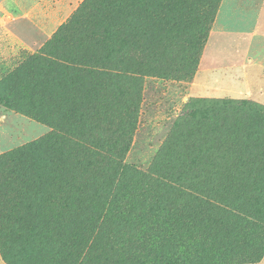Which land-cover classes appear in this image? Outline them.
<instances>
[{
    "label": "rangeland",
    "instance_id": "374dc122",
    "mask_svg": "<svg viewBox=\"0 0 264 264\" xmlns=\"http://www.w3.org/2000/svg\"><path fill=\"white\" fill-rule=\"evenodd\" d=\"M85 1L0 0V158H17L22 174L40 184L45 201L54 178L75 169L73 157L93 130L97 111L110 108L122 88L120 80H91L89 64L64 43L57 45L54 55L40 59ZM234 2L264 0H222L211 28L194 46L192 60L184 54L189 40L180 38L176 48L172 38L157 29L146 69L133 75L130 99L140 106L122 158L133 171L114 174L106 193L93 188L85 206L73 204L61 216L60 230L54 227L64 232L54 243L72 247L84 227L110 240L104 256L117 250L126 258L141 245L140 234L146 228L161 236L152 237V242L162 243L168 254L181 247L183 264L191 263V255L202 262L209 253L213 264L263 263L264 153L253 148V141L239 140L247 143L236 145L216 140L219 132L233 133L237 120L255 119L246 110L223 115L196 102L264 107V97L260 103L248 97L221 98L223 94L202 97L193 90L210 35L231 23ZM226 46L213 37L208 48V55L222 67L230 59ZM95 70L102 74L105 69ZM214 77L220 79L214 83L220 91L230 84L225 79L229 75ZM211 111L215 114L208 117ZM230 120V126L224 125ZM0 264H8L1 254Z\"/></svg>",
    "mask_w": 264,
    "mask_h": 264
},
{
    "label": "trees",
    "instance_id": "16d2710c",
    "mask_svg": "<svg viewBox=\"0 0 264 264\" xmlns=\"http://www.w3.org/2000/svg\"><path fill=\"white\" fill-rule=\"evenodd\" d=\"M221 3L222 0H86L55 40L46 45L41 60L54 55L57 45L64 43L75 56L89 64L91 70L87 74L91 80H97L98 76L113 84L120 80L122 88L110 108L97 111L93 130L73 157L75 169L54 178L53 190L46 201L40 197V184L22 174L17 158H0V254L4 261L8 264H30V260L34 264H105L107 260L109 264H183L179 260L183 254L181 247H174L168 254L162 243L152 242V237L159 240L161 236L146 228L140 234L141 245L137 244L126 258L117 250L112 256H104V250L111 246L110 240L99 233L95 236V231L88 233L84 227L72 247L60 246L53 240L64 233L59 231L62 227L59 221L71 211L73 204L75 208L79 204L85 206L93 188L106 193L114 174L133 171L123 165L122 159L130 145L140 106L130 99L133 75L146 69L157 29L171 37L176 48L181 46L180 38L189 40L190 49L184 50V54L192 60L194 46L211 28ZM96 68L105 70L101 74ZM196 103L222 111L223 115H230L228 112L233 110L251 113L255 121H248L250 125L237 120L233 133L219 132L216 140L217 143L232 141L236 145L247 143L239 140L253 141V148L264 153V107L246 103L237 107L220 101ZM214 114L211 111L208 117ZM230 122L224 121V125L230 126ZM80 217L83 219V215ZM80 224L81 221L77 223ZM42 225L48 228L44 232L40 229ZM190 260V264H213L210 253L203 263L193 255Z\"/></svg>",
    "mask_w": 264,
    "mask_h": 264
},
{
    "label": "crops",
    "instance_id": "0c3cea01",
    "mask_svg": "<svg viewBox=\"0 0 264 264\" xmlns=\"http://www.w3.org/2000/svg\"><path fill=\"white\" fill-rule=\"evenodd\" d=\"M234 3L235 7L233 11L231 10L229 17L231 23L226 29L222 25V29L210 35L193 90L195 95L202 97L215 98L223 94L221 98L248 97L262 103L260 97H264V2ZM240 10L243 12L234 13ZM213 37L215 42L228 43V47H225L228 54L227 52L225 54L230 59L229 64L223 65L224 67L219 65L220 63L214 59L215 57L213 58V55L211 57L210 54L208 55V48ZM216 74L230 76L225 78L226 84H230L224 88V91H220V88L214 85L220 81L218 77H214ZM211 77L213 79L209 81Z\"/></svg>",
    "mask_w": 264,
    "mask_h": 264
}]
</instances>
